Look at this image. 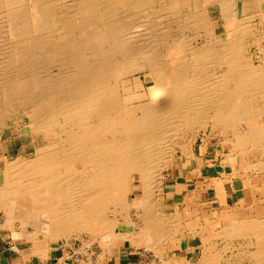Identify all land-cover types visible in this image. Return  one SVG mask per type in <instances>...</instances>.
<instances>
[{
  "label": "bare ground",
  "instance_id": "bare-ground-1",
  "mask_svg": "<svg viewBox=\"0 0 264 264\" xmlns=\"http://www.w3.org/2000/svg\"><path fill=\"white\" fill-rule=\"evenodd\" d=\"M154 1L0 0V161L4 163L0 200L5 221L34 223L51 238L101 231H108L112 238L116 221L129 218L127 210L136 207L142 212L139 221L126 223L134 222L138 230L122 231L114 239H132L135 248L159 251L158 241L181 223L178 214L165 217L161 206L158 208L162 169L174 156L170 138L183 137V130L202 125L225 131L246 125L247 134L233 133L232 148L242 152L258 149L261 158L264 156V121H257L258 116L264 117L260 102L264 64H245L247 39L252 35L249 18L243 22L244 16L236 17L242 19L238 29L233 31L234 26L229 31L232 35L217 44L211 37L213 19L207 13L194 15L195 23L209 24L205 29L210 42L189 48L193 53L189 60L183 58L178 42L167 40V51L160 52L137 41L145 38L135 28L154 24L155 19L149 21V15H144L133 20L134 11L140 7L149 10ZM167 1L162 8L172 7L173 0L169 7ZM231 3L221 0L225 15L230 13ZM222 65L226 71L220 76ZM209 66L215 70L203 76ZM142 72H148L154 88L139 96L130 90L128 78L134 76L137 87H142L141 77L135 75ZM22 101L33 107L29 136L36 149L32 157L11 159L2 150L3 134L12 126V121L4 123L3 111ZM41 139L44 143L38 146ZM134 184L140 193L132 201ZM194 201L185 200L186 208ZM110 205L117 209L115 223L106 213ZM232 209L224 208L219 215L228 223L220 234L229 239L247 237L248 245L253 246L249 250L252 264H264V208L239 222ZM41 217L46 224L39 222ZM212 244L202 241L203 257L196 264H222ZM161 262L194 263L164 257Z\"/></svg>",
  "mask_w": 264,
  "mask_h": 264
},
{
  "label": "rangeland",
  "instance_id": "rangeland-1",
  "mask_svg": "<svg viewBox=\"0 0 264 264\" xmlns=\"http://www.w3.org/2000/svg\"><path fill=\"white\" fill-rule=\"evenodd\" d=\"M164 1L167 0H157L156 3L154 1L153 6H151L149 10L145 8L144 10L141 7L135 9L134 11L135 15L133 17V20L138 21L139 19H142L144 15L146 16L149 15V21L155 19L154 24H151L149 26L145 24L144 26L135 28L136 32H138L139 30L141 36H144L145 38V39H139L137 41L140 42L142 41L141 43L139 42V44L142 45L143 43L147 45H152L154 50H160V52L162 51V49L164 50V52L167 51V48L165 47L166 46L165 43H168L166 42L167 40L169 42L171 40H172L171 42H178L179 44L182 45L181 52L183 53V58L191 60L193 59L192 58L193 53H191L192 51L189 48L193 49L192 48L193 46L196 48V45L199 47L202 44L206 43V41L210 42V38L207 36V34L210 33L209 31L206 30L207 28H209V24L195 23L194 19L196 16L194 15H198L200 17L201 13H207L210 20L215 18L209 14L210 10H208L209 9L208 7L212 3V1L176 0L175 3L173 0V4L171 7L173 9L162 8V4L164 3ZM167 2H168L167 5L169 7L170 6L169 3H171V0H168ZM174 4H177L178 7L180 8H178L177 5ZM159 7L161 8L158 9ZM139 11H141V13ZM143 19L146 20L145 18ZM190 22H192V24ZM201 25H202V30H201ZM210 25L214 27L212 20ZM1 31H2V27L0 26V33ZM217 31L218 30L216 29H214V31H211L212 32L211 37L215 41V43L217 42V44L226 40L229 36L232 35L227 30H220L218 32ZM140 33L138 32L137 34L139 35ZM249 42L250 41L247 39V44ZM149 48L150 47H146L148 51H150ZM246 54H247L245 55L246 56L245 61H247L245 62L246 65L249 64L251 66L254 62V58L258 60L259 54L256 53L254 55L249 50V47H247ZM188 56H191V58H189ZM139 57L138 58L136 57V59L139 60L141 58L140 62L143 61L144 58L143 57L139 58ZM155 59L160 60L162 59V57H157ZM209 68L210 70H207L208 72H206V74L205 72L204 73L202 72L203 76L206 75L210 76L212 70L213 69L215 70V67L212 68L211 66H209ZM53 70L57 71L56 67ZM225 71H226V67L222 65L221 68L218 70V75L222 76L223 73H225ZM135 72L138 71L136 70ZM147 74L148 72L135 74L141 77V80L143 81L142 87H137L134 76L128 78V80H130V84H129V86L131 87L130 90L133 93H138L139 96L140 95L142 96L145 94H149L150 90L154 88L153 81L148 79ZM260 100H261L260 101L261 104L264 107V96H262ZM25 103H23L22 101L21 103L22 107L21 105L18 104L12 107H7L4 110L5 112L3 111L4 114L3 119L5 120L4 123L10 124L9 121H12L11 122L12 126L9 129H6L3 134L2 150L4 155L8 156L9 158L12 157L11 159L19 155H23L24 157L25 156L32 157L36 149V147L32 145V137L29 136L30 131H33L32 125L29 122V115L30 113H32L31 111L33 110L32 109L33 107L32 105L29 104L27 105ZM257 121L263 122L264 117L258 116ZM14 122H20V124L22 125L21 126L20 125L17 126V124L14 125ZM22 128L24 130H22ZM243 129L245 130L243 131ZM245 132L246 134L248 133V127H246V125L238 126L236 129H233L231 127L227 131L219 127H212L211 125L208 126L202 125V126H198L197 129L183 130L182 131L183 137L173 136L172 138H170L171 139L170 144L173 148L174 151L173 154L175 157L173 156L171 161H169L170 163L168 162L169 164L162 169L164 180H163L162 190L159 193L158 208L161 206L159 208L160 213L161 215L165 214L164 215L165 217L166 216L169 217L173 213L178 214V216L181 217V218L179 217L181 226L180 225L176 226L177 229L174 231H172L173 227H171L172 229H170L171 230L170 236L168 234L166 235V237H164L166 240L164 238H162L160 241L157 240L159 242V246L161 245L160 246L161 249H159V251L158 249L157 251H153L150 249L146 250L145 248H143L144 246L135 248L133 247L134 244L132 239H122V240L114 239V237H116L115 234H120L122 233V231L138 230V228L136 229L134 227L135 225L133 223L139 221V216L141 215L142 212L141 209L135 210L136 207L133 208L130 207L129 210H127L126 216L129 218L127 219L124 218L122 220H119L118 222L116 221V224H114L115 226H113L114 229L113 233L115 234L114 236H112V238L108 236V231H104V232L101 231V232H97L96 234L95 233L93 234L91 232H81L78 234H72V236L69 239L65 237L51 238L47 230L45 229L37 230L36 227L33 226L34 223L33 224L24 223L23 225L26 226H23L22 222L20 223V220H14V221L11 220L12 222L10 221L8 222V220H6L7 221L6 222L5 209L2 206L1 200H0V205H1L0 222L4 223L5 227L11 229L12 231L11 235L15 240L19 242L21 241L27 243L28 246L31 245V243L40 242V240L45 242L55 243V245L64 252L66 258H68L69 261L71 262L74 261V264H83L84 258L87 259L88 256H92L93 253L95 252L98 253V251H102L103 253L111 252L115 247L123 248L124 250L125 248L132 250L134 253L133 254L134 263L136 264H162L161 262L162 257L168 259L174 258L173 256L175 254V250L176 248H178L180 242L182 241V238L184 236H189L192 234H195V236L196 235L201 236V239H203L202 241L203 242L205 241V243L207 244L209 242H212L213 243L211 245L212 250L215 254L219 253V258L221 259L220 262L222 264L228 262L229 260H232L235 264H252L251 262L252 256L250 255L249 250L250 248H253V246L248 245L249 239L245 236L244 237L235 236L234 238L232 237L229 239L227 238V236L224 237V235H221L220 233L223 231V229L226 227L225 225H227L228 223L225 222L223 219L219 218V215L221 214L222 211H224L223 210L224 208L232 209L233 206L235 205L233 201H230L228 205V201H227L228 192L226 191V188L228 189L230 187V185H227L228 179L229 180L232 179V176L236 177V174L238 177H242V176L244 177L249 173H254V175L258 176L259 174L256 173L259 172H262L264 177V156H262L263 158L262 159L261 158L262 154L260 155V151H258L257 149L254 151L251 150V151L242 152L241 149L236 148L237 149L236 150L232 148L231 143L235 141H231V142L229 141L230 139L232 140L233 133L240 134ZM225 133H227V136ZM228 134H231L229 135L230 137L228 136ZM180 139H182L181 142ZM43 143L44 141L41 139L40 142L37 143V145L40 146ZM200 151H202L203 153H201ZM259 156L261 159L259 158ZM202 157H205V159H203ZM3 165L4 163L0 161V168H2ZM201 166H202V171L204 172L203 175L201 173H198ZM196 168H198L199 170H195ZM223 169L225 170L219 176L205 177V175L208 174H217L218 171L220 172ZM0 177H2L1 169H0ZM255 190L260 191L261 193L262 188L255 187ZM138 193H140V189L138 185L135 186L134 184L133 192L131 193L130 200L133 201L134 199H138L137 198ZM221 198H224V202L219 203L221 202ZM193 199L196 200V202L194 201L193 204H191L192 208L191 207L190 209L186 208L185 200H193ZM246 202L248 203L249 200L247 199ZM263 205H264V200L257 199L255 202V206L253 208L252 207L247 208V205L246 208L240 209V211L233 208L232 210L234 211L236 222L244 221L246 219H249V217H255L257 213L260 211L259 209L264 208ZM110 208H113L115 212L112 209L109 211ZM115 208H116L115 206L113 207V205H110L109 209H107L106 212L107 215H110L108 217H111L109 219H112L114 223H115L114 220H117V218L114 219L117 210ZM108 212L109 213L111 212L112 214L111 213L109 214ZM262 215L263 213L260 212L259 216ZM44 220L45 219L41 217L39 222H41L42 225H44L47 223ZM132 220L134 221L132 224L126 223ZM187 222L190 224L187 225ZM26 234L31 235L33 239ZM106 236H108V239L106 238ZM197 243L200 244V241L198 240ZM239 244L241 245L239 246ZM196 248H199V250L198 253H196L195 257H193L192 259V263L194 262L193 264L198 263L200 259L203 257L202 245L200 247L198 245V247ZM184 259L185 258H183L182 260L184 261Z\"/></svg>",
  "mask_w": 264,
  "mask_h": 264
},
{
  "label": "crops",
  "instance_id": "crops-1",
  "mask_svg": "<svg viewBox=\"0 0 264 264\" xmlns=\"http://www.w3.org/2000/svg\"><path fill=\"white\" fill-rule=\"evenodd\" d=\"M231 2V9L228 15H225L222 11L221 0H212L209 5V14L215 17L212 20L215 29L218 31H232L235 26L233 31H236L238 25L249 18L248 22H250L249 27L252 35L248 37L250 42L247 47L254 55L256 53L260 55L258 60L254 58V64H264V0H231ZM236 17H243V20L241 19V21ZM236 19L238 20L236 21ZM200 152L203 153L202 151ZM202 158L205 159V157ZM195 170L199 169L196 168ZM224 170L218 171L217 174L205 175V177L219 176ZM198 173L204 174L202 166ZM256 174L259 175L256 176L254 173H249L244 177H238L236 174V177L232 176V179H228L227 185H230L228 189L226 188L228 205L230 201H233L235 203L233 208L240 211V209L246 208L247 204V208H253L257 199L261 198L264 200V194H262L264 193V177L262 172ZM246 180L248 182H245ZM255 187L262 188L261 193L260 191L255 192ZM247 199L249 200L248 203L246 202ZM11 233V229L0 222V264H74V261H69L64 252L55 243L40 240V243H31L28 246L27 243L15 240ZM198 240L200 244L197 243ZM198 245L199 247L202 245L201 236H195V234L184 236L178 248H176L174 256H172L175 260L177 259L176 261H183V258H185L184 261L192 260L198 253L199 248H196ZM133 254V251L128 248L124 250L123 248L115 247L111 252L103 253L98 251V253H93L87 259L84 258L83 264H136L134 263Z\"/></svg>",
  "mask_w": 264,
  "mask_h": 264
}]
</instances>
